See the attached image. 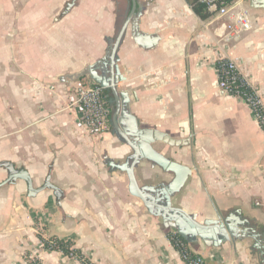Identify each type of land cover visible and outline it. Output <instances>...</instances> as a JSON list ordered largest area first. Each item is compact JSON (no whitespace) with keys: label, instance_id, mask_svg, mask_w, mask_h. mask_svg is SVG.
Listing matches in <instances>:
<instances>
[{"label":"crops","instance_id":"0c3cea01","mask_svg":"<svg viewBox=\"0 0 264 264\" xmlns=\"http://www.w3.org/2000/svg\"><path fill=\"white\" fill-rule=\"evenodd\" d=\"M134 2L115 56V77L123 78L115 83L123 95L117 127L181 169L185 180L171 207L197 225L223 218L235 236L191 235L187 223L174 221L180 214L131 194L120 167L133 152L113 127L109 90V131L93 140L75 130V112L47 88L64 94L109 78L108 49L131 0H0V162L25 170L34 188L49 177L57 189L29 198L23 181L0 187V264H30L31 257L76 264L41 248L40 230L69 239L86 264H184L172 233L185 234L204 264H264V133L246 105L218 90L213 69L221 56L239 63L264 99V8L232 0L231 13H243L249 28L238 43L222 45V55L216 33L223 20L201 19L197 0ZM133 174L142 189L174 179L143 159ZM6 177L0 168V183Z\"/></svg>","mask_w":264,"mask_h":264},{"label":"built area","instance_id":"2783aa9c","mask_svg":"<svg viewBox=\"0 0 264 264\" xmlns=\"http://www.w3.org/2000/svg\"><path fill=\"white\" fill-rule=\"evenodd\" d=\"M197 2L212 13L210 18L223 20L219 27V33H216L217 49L223 55L222 45L238 43L241 38L240 33L248 30L247 17L241 12L231 13L232 0H197ZM213 69L217 77L218 90L246 105L253 120L264 133L262 89L253 85L250 76L240 67L239 63L224 56L217 58L213 64ZM47 88L53 91L57 100L62 102L65 109L75 112L74 128L79 134L93 140H99L104 133L109 131L110 112L107 96L105 95L106 89L97 84L80 83L70 87L68 92L65 91L63 94L57 92L53 86H47ZM39 217L40 215L35 214L31 221L38 224ZM38 233L41 248L45 249L43 245L46 242L49 247H54L52 238L44 236L42 230ZM170 242L182 263L204 264L200 257L190 251L187 243L181 237H176V233L171 234ZM57 252L63 255L60 251ZM63 256L71 259L76 264H86L85 257L77 254L71 246L68 248V254ZM29 263L39 264L33 257L29 259Z\"/></svg>","mask_w":264,"mask_h":264},{"label":"water","instance_id":"95a60500","mask_svg":"<svg viewBox=\"0 0 264 264\" xmlns=\"http://www.w3.org/2000/svg\"><path fill=\"white\" fill-rule=\"evenodd\" d=\"M132 6L129 14L124 19L123 23L119 27L118 31L115 34L114 40L111 43L108 54H107V67H108V74L109 78L105 81L95 80V83L99 86L103 87L106 90H109L114 98L116 103V111L112 117L113 127L118 133V135L122 138V140L130 147L133 152V157L130 160V163L122 165L120 170L127 173L128 181H129V188L130 192L133 196L139 198L142 203L147 207H155L163 214L168 213H177L180 214L179 219L174 218V221L179 223H187L186 225L190 229L191 235H197V237H206L209 234L216 233L222 239H226L227 237L231 236L234 237L235 233L234 230L231 228L232 226L227 224V221L223 218L216 216L215 220L206 221L203 225H197L191 219V217L185 215L183 211L177 208H173L170 205V198L175 193H177L183 185L185 180V176L181 172V169L173 162L167 161L166 159L162 158L160 155L154 153L149 148V144L143 141V138L139 135H131L132 133L125 135L121 132L117 127V112L119 108V97H123L122 94H118L115 90V83L118 81H122V77H115L116 75V65H115V56L117 48L122 40L124 35L125 29L129 22L132 21L133 17L135 16V9L136 5L134 0H131ZM254 2L261 4L264 8V0H254ZM73 80V79H71ZM146 160L152 162L159 166L163 171L169 172L174 176L173 181L168 185H159L157 188H139L137 182L135 180L133 169L137 165L140 160ZM0 168H3L7 172L6 179L0 183V187L8 184H12L15 181H23L26 186V195L29 198L35 197L37 194L44 190H51L54 195H57V189L49 183V177H46L43 185L39 188H34L32 185L31 178L29 174L23 169H15L11 163L8 162H0ZM243 235V232H239ZM179 236L185 237V234L179 233ZM264 250V247H263ZM262 250V254L264 251Z\"/></svg>","mask_w":264,"mask_h":264},{"label":"trees","instance_id":"16d2710c","mask_svg":"<svg viewBox=\"0 0 264 264\" xmlns=\"http://www.w3.org/2000/svg\"><path fill=\"white\" fill-rule=\"evenodd\" d=\"M193 10L201 19H207L212 16V13L203 5H199V4L195 5L193 7ZM108 93L109 91L105 90V95H107ZM176 237H180V236L176 234ZM169 238L171 240V236H169ZM52 239H53L52 243L54 244V247H49L47 242L44 243L43 247L48 251H55V252L60 251L63 255H67L68 248L71 246L70 240L69 239L63 240V239H56V238H52Z\"/></svg>","mask_w":264,"mask_h":264}]
</instances>
